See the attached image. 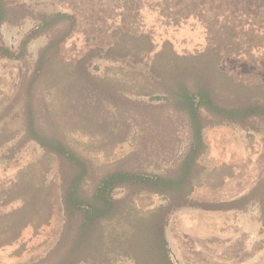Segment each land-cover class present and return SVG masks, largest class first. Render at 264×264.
Instances as JSON below:
<instances>
[{"label":"trees","instance_id":"16d2710c","mask_svg":"<svg viewBox=\"0 0 264 264\" xmlns=\"http://www.w3.org/2000/svg\"><path fill=\"white\" fill-rule=\"evenodd\" d=\"M177 1L153 0L152 4L169 25L181 26L195 17L206 35L202 49L181 53L169 38L156 42L151 32L138 25L140 0H117L110 12L118 13L119 20L107 26L110 38L105 44L70 52L66 44L79 27L78 11L60 9L39 13L16 46L7 43L1 32L15 15V0H0V60L26 66L12 93L0 91V164L7 161L1 149L15 139L39 147L36 158L0 190L1 206L21 202L0 213V247L16 241L26 227L38 231L55 223L58 241L53 264L123 260L182 264L167 234L170 217L180 208L239 211L256 204L264 224V168L250 190L220 201L213 191L237 177L242 163L235 159L199 167L207 148L208 118L214 124L264 129V7L258 12L247 6L238 11L229 7L192 10ZM43 35L49 39L38 50L32 68H27L29 45ZM95 56L113 64L95 74L88 68ZM227 57L253 64L254 70L242 74L226 70L221 62ZM123 62L162 89L148 88L119 65ZM154 99H164L187 117L190 142L176 166L159 173L120 161L105 162L96 185L86 189L94 165L91 145L96 151L106 146L94 136L103 131L125 133L113 125L123 106L142 107L149 112L143 115L145 121L161 131L166 121L160 122L152 113ZM118 188L124 192L115 198ZM201 188L203 195H196ZM193 197L221 204L210 207L192 202Z\"/></svg>","mask_w":264,"mask_h":264},{"label":"rangeland","instance_id":"374dc122","mask_svg":"<svg viewBox=\"0 0 264 264\" xmlns=\"http://www.w3.org/2000/svg\"><path fill=\"white\" fill-rule=\"evenodd\" d=\"M117 0H15L12 19L1 27L4 40L12 45H18L25 34L37 22L38 14L47 10H77L79 27L66 46L70 52L85 51L89 44L108 41V25L119 20L118 13L110 10ZM141 14L138 16L140 28L152 33L156 42L163 38L173 41L174 47L181 53L202 49L206 42L204 28L193 16L181 26H173L162 21L158 11L153 6V0H140ZM192 10L200 8L226 7L231 10H242L247 6L251 11L264 7V0H178ZM84 9L85 11H81ZM236 9V10H235ZM118 10V9H117ZM115 10L114 12H117ZM119 12V11H118ZM48 35L39 36L29 45L28 65L32 68L37 58L38 50L47 43ZM104 53L107 51L103 49ZM107 64L113 61L100 56L90 58L88 68L95 74H100ZM132 73L152 90H161L149 77L143 76L138 68L123 62L119 64ZM24 66V67H23ZM26 66L17 61L0 60V91L12 93L21 83ZM221 67L236 73H247L254 70V65L227 57L221 62ZM137 69V70H136ZM263 76H264V71ZM136 90V89H135ZM156 96V95H155ZM144 98V97H143ZM148 99V98H146ZM154 115L160 118L161 131L154 124L145 121L143 115L149 112L137 106H123L117 115L118 120L113 125L125 133H110L103 131L97 142L105 143V149L98 151L91 145L94 165L85 188L92 189L103 174L105 162L120 161L128 166H144L150 171L167 172L173 169L190 142V129L184 112L172 110L164 99H154ZM142 109V110H141ZM217 121V120H215ZM166 124L168 127L165 129ZM204 129L206 151L199 158L200 168H210L221 161L237 159L242 168L237 177L213 191L214 197L220 201L235 199L248 190L258 180L264 168V129L257 131L249 127L231 126L225 123H212L208 118ZM6 160L0 164V190L9 186L16 173L39 153V147L30 141L15 139L2 149ZM235 152V155H234ZM123 189L114 192L115 198H120ZM199 189L196 195H203ZM157 201V198L154 199ZM161 201V199H160ZM209 201V200H207ZM198 201L206 206L218 207L221 203ZM20 200L7 205H0V213L20 205ZM55 223L41 227L35 231L26 227L22 235L10 245L0 247V264H53L56 253L53 250L58 241L55 233ZM167 234L173 251L182 264H264V224L262 215L256 204L242 210L223 211L222 209H205L202 207H183L171 215ZM255 253L248 256L253 247ZM116 264H135L132 261H119Z\"/></svg>","mask_w":264,"mask_h":264},{"label":"crops","instance_id":"0c3cea01","mask_svg":"<svg viewBox=\"0 0 264 264\" xmlns=\"http://www.w3.org/2000/svg\"><path fill=\"white\" fill-rule=\"evenodd\" d=\"M174 252H175V254H176V251L174 250ZM177 256H178V254H177Z\"/></svg>","mask_w":264,"mask_h":264}]
</instances>
